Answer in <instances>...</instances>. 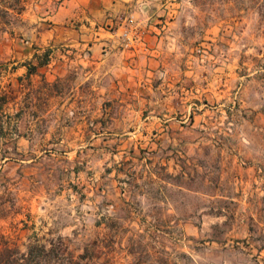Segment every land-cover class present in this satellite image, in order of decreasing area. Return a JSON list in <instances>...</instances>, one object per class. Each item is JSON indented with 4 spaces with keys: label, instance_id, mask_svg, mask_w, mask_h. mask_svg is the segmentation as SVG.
<instances>
[{
    "label": "rangeland",
    "instance_id": "rangeland-1",
    "mask_svg": "<svg viewBox=\"0 0 264 264\" xmlns=\"http://www.w3.org/2000/svg\"><path fill=\"white\" fill-rule=\"evenodd\" d=\"M69 1L0 0V231L97 264H138L132 241L145 264H264V0H122L94 31L143 56L127 74L80 63ZM158 163L162 194L135 196Z\"/></svg>",
    "mask_w": 264,
    "mask_h": 264
},
{
    "label": "crops",
    "instance_id": "crops-1",
    "mask_svg": "<svg viewBox=\"0 0 264 264\" xmlns=\"http://www.w3.org/2000/svg\"><path fill=\"white\" fill-rule=\"evenodd\" d=\"M124 6L122 0H71L54 18L59 22L73 21L72 24L80 23L78 30L68 29L70 31L65 33L66 35L61 37L62 39H70L71 42L78 43L80 40L79 36H81L82 40L88 37L82 33L92 31L91 36H94L96 41V44L92 46L93 52L89 56L86 54L80 56V63L89 65L92 74L104 72L107 66L119 74H127V72H134L139 69L143 62V56L138 53L114 52L112 49L100 50L104 45H111V40L109 34L95 33V26L103 23L107 14L111 15L114 13L115 15ZM52 33L53 31H49L42 34L43 36L40 40L47 42L52 39Z\"/></svg>",
    "mask_w": 264,
    "mask_h": 264
},
{
    "label": "trees",
    "instance_id": "trees-1",
    "mask_svg": "<svg viewBox=\"0 0 264 264\" xmlns=\"http://www.w3.org/2000/svg\"><path fill=\"white\" fill-rule=\"evenodd\" d=\"M32 71H29L31 74ZM152 164V161L149 162ZM164 167L161 164H156L149 171V174L144 177L141 173L140 177H133V182L142 181L141 185L132 184L133 193L136 195H152L153 199L161 195L165 186L161 183L164 180L163 171ZM155 176L156 179L152 178ZM1 185V183H0ZM1 187V186H0ZM144 191L140 192V189ZM4 209L0 208V220L4 217ZM60 244H56L55 241L38 239L33 244L27 247L26 252H22L21 249L16 246L11 240L7 238L0 231V264H97L101 258L98 253L99 246H95L90 250H86L83 254L76 259L69 257V253L65 250L62 237L59 238ZM48 242L50 246L48 247ZM138 245V248H136ZM139 241H132L130 246V254L134 255L138 264H145L142 260V254L139 251ZM139 255V256H138Z\"/></svg>",
    "mask_w": 264,
    "mask_h": 264
},
{
    "label": "built area",
    "instance_id": "built-area-1",
    "mask_svg": "<svg viewBox=\"0 0 264 264\" xmlns=\"http://www.w3.org/2000/svg\"><path fill=\"white\" fill-rule=\"evenodd\" d=\"M135 23L133 20L129 21L127 28H125L121 34H119L120 40L125 47H132L135 39H137V32H136Z\"/></svg>",
    "mask_w": 264,
    "mask_h": 264
}]
</instances>
